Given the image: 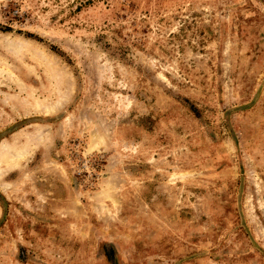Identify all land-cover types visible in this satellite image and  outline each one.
<instances>
[{
  "label": "rangeland",
  "instance_id": "obj_1",
  "mask_svg": "<svg viewBox=\"0 0 264 264\" xmlns=\"http://www.w3.org/2000/svg\"><path fill=\"white\" fill-rule=\"evenodd\" d=\"M0 264H264V0H0Z\"/></svg>",
  "mask_w": 264,
  "mask_h": 264
},
{
  "label": "bare ground",
  "instance_id": "obj_2",
  "mask_svg": "<svg viewBox=\"0 0 264 264\" xmlns=\"http://www.w3.org/2000/svg\"><path fill=\"white\" fill-rule=\"evenodd\" d=\"M20 42V41H19ZM10 45H12V49H16L17 51H20V50H23L24 47H25V43L24 42H15V41H12V42H8ZM28 49V47H27ZM10 74V73H9ZM49 76V75H48ZM58 103V102H57ZM47 108V106H46ZM19 158V156H16L14 159L17 160Z\"/></svg>",
  "mask_w": 264,
  "mask_h": 264
}]
</instances>
